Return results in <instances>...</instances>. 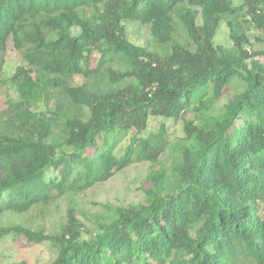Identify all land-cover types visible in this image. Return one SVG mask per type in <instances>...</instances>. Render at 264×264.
I'll return each mask as SVG.
<instances>
[{"label":"trees","instance_id":"trees-1","mask_svg":"<svg viewBox=\"0 0 264 264\" xmlns=\"http://www.w3.org/2000/svg\"><path fill=\"white\" fill-rule=\"evenodd\" d=\"M223 21L231 47L214 43ZM251 29L264 34V0H0V241L50 243L38 264H264V45ZM166 152L144 200L86 235L72 206L50 234L1 220Z\"/></svg>","mask_w":264,"mask_h":264},{"label":"rangeland","instance_id":"rangeland-1","mask_svg":"<svg viewBox=\"0 0 264 264\" xmlns=\"http://www.w3.org/2000/svg\"><path fill=\"white\" fill-rule=\"evenodd\" d=\"M235 4H239L242 0H233ZM131 39L138 44H146L150 39L149 31L146 26L139 23L128 24ZM176 36H181V30L177 28ZM248 35L252 40V49H259L264 45V40H257L256 36L263 35L256 29L248 31ZM214 43L224 47H231L232 40L229 37L228 27L223 21L220 25L215 37ZM7 62L4 65L5 70L12 72L14 67L19 63L17 52L8 51ZM230 89L237 90L238 87L233 84ZM2 99V98H1ZM227 100L224 95L217 102V106H221ZM159 120H151V128L157 130ZM182 122H171L167 128V137L169 139L182 134ZM127 137H118L115 151L122 152V146L126 143ZM164 155V154H163ZM169 153L161 156L159 161L153 165L146 163L138 164L119 172L110 180L96 185L95 187L77 194L73 200L67 196H63L53 201L44 208H32L25 213L6 212L2 217L4 223H15L22 226H28L32 229L41 228L46 233H55L59 231L60 226L65 221L66 209L72 206L76 215L84 222V234L88 231H94L97 222L105 221L109 215L113 213L115 208L127 203L142 202L145 197V187H149L145 177L150 168L158 169L169 167ZM260 214L264 217V202L260 201ZM88 230V231H87ZM55 256V248L50 243L30 244L21 236L8 235L0 241V264H13L16 261L25 260L29 264H38L51 261Z\"/></svg>","mask_w":264,"mask_h":264}]
</instances>
